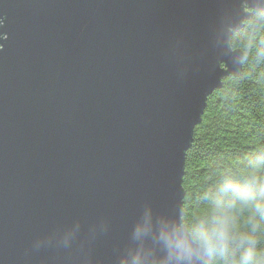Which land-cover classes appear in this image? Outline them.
<instances>
[{
    "label": "water",
    "instance_id": "95a60500",
    "mask_svg": "<svg viewBox=\"0 0 264 264\" xmlns=\"http://www.w3.org/2000/svg\"><path fill=\"white\" fill-rule=\"evenodd\" d=\"M264 0H0V264H211L186 154Z\"/></svg>",
    "mask_w": 264,
    "mask_h": 264
},
{
    "label": "trees",
    "instance_id": "16d2710c",
    "mask_svg": "<svg viewBox=\"0 0 264 264\" xmlns=\"http://www.w3.org/2000/svg\"><path fill=\"white\" fill-rule=\"evenodd\" d=\"M244 53L238 75L210 95L186 154L183 226L194 241L226 220L227 252L209 250L211 264H235L256 241L255 264H264V12L253 13L231 37ZM245 193L255 198L245 200ZM261 207L257 209L256 205Z\"/></svg>",
    "mask_w": 264,
    "mask_h": 264
},
{
    "label": "clouds",
    "instance_id": "9594fccd",
    "mask_svg": "<svg viewBox=\"0 0 264 264\" xmlns=\"http://www.w3.org/2000/svg\"><path fill=\"white\" fill-rule=\"evenodd\" d=\"M261 193H264V187L259 189ZM245 200H251L255 198L254 193H245ZM257 209H260V205H256ZM227 227L226 220H218L217 226L214 227L209 234L207 231H202L199 235V241L209 250H216L220 255H225L227 252ZM247 247L240 255L238 261L235 264H255L253 249L255 248L256 241L251 238H246Z\"/></svg>",
    "mask_w": 264,
    "mask_h": 264
}]
</instances>
